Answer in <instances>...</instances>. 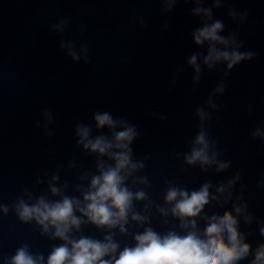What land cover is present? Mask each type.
Here are the masks:
<instances>
[{
    "label": "clouds",
    "instance_id": "clouds-1",
    "mask_svg": "<svg viewBox=\"0 0 264 264\" xmlns=\"http://www.w3.org/2000/svg\"><path fill=\"white\" fill-rule=\"evenodd\" d=\"M180 2L159 0L164 14L173 12ZM182 2L193 5L190 14L199 21V26L189 33L197 50L186 60L193 72V84H200L205 71L213 72L220 65H223V75L205 104L195 111L197 130L188 151H177L175 158L183 161L185 167L181 172L198 167L201 173L214 169L220 174L230 169L232 161L221 159L223 152L218 149L217 139L209 134L208 125L218 109L217 99L226 92L229 73L240 64L254 60L257 54L252 50L242 51L244 44L238 32L223 34L226 25L214 17V10L221 9L226 0H210L208 7L204 6L208 0ZM227 16L243 25L247 22L248 10L228 8ZM69 19L61 17L50 27L62 33ZM168 26L165 22L164 27ZM60 48L74 62L80 61L81 55L73 41L61 40ZM81 52L87 63V43L81 44ZM182 71L180 67L175 70L173 85ZM42 116L46 123L37 122V126L51 138L53 132L49 125L54 123L53 113L46 108ZM74 135L77 147L94 158L92 168L87 171L80 172L74 161L66 165L78 173V183L71 185V192L76 195L69 194V183L61 182L57 171L47 180L36 179L35 185L46 184V189L39 194L25 187L13 204H0L4 215L14 211L22 224L34 223L41 236L60 243L52 245L47 257L33 253L30 245L24 243L14 255L4 258V264H241L245 260L248 264H264V242L253 249L247 240L251 232L241 230V218L244 224L251 225L256 217L249 211V202L245 199L247 185H241L238 194L235 191L241 180L239 171L215 186L208 180L193 189L176 179H165L162 203H156L149 193L152 185L148 176L139 174L144 172L149 157L134 159L132 145L141 135L136 124L109 111L93 110L89 122L76 123ZM250 135L264 140V127L257 126ZM258 186L264 188V178ZM229 202L231 208L225 207ZM139 204L143 207L138 208ZM212 205L223 208L222 214L209 215L205 209ZM153 210L166 230L157 231L152 226ZM89 225L103 233V238L84 235L83 228ZM259 233L264 236V220L259 222ZM117 237H130L132 243L122 246Z\"/></svg>",
    "mask_w": 264,
    "mask_h": 264
}]
</instances>
